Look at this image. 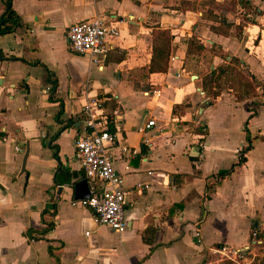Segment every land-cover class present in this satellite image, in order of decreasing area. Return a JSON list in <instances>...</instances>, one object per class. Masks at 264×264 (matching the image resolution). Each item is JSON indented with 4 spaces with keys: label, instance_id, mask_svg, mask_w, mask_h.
Wrapping results in <instances>:
<instances>
[{
    "label": "crops",
    "instance_id": "obj_1",
    "mask_svg": "<svg viewBox=\"0 0 264 264\" xmlns=\"http://www.w3.org/2000/svg\"><path fill=\"white\" fill-rule=\"evenodd\" d=\"M10 1L23 27L0 36V264H55L52 248L60 264H217L218 247L264 234V0ZM6 11L0 0V20ZM98 16L119 31L102 70L67 39ZM155 28L174 38L167 73L149 76ZM192 41L204 47L195 58ZM240 75L257 84L253 100H237ZM95 97L119 112L110 154L128 194L123 235L75 200L89 182L76 141Z\"/></svg>",
    "mask_w": 264,
    "mask_h": 264
},
{
    "label": "built area",
    "instance_id": "obj_2",
    "mask_svg": "<svg viewBox=\"0 0 264 264\" xmlns=\"http://www.w3.org/2000/svg\"><path fill=\"white\" fill-rule=\"evenodd\" d=\"M119 31L113 21L104 17H95L92 21L74 24L67 32L72 52L81 57H90L92 65L103 69L108 51L109 39H119ZM83 125L81 137L77 139L78 160L88 179L91 191L90 199L78 202L84 209L89 210L96 217L97 223L112 232L123 235L127 231L125 183L113 166L110 150L115 146V134L109 131L115 127L119 112L108 113L102 100L98 97L89 99L83 107ZM155 128V122H147L138 129L146 135ZM151 147L145 138L142 140ZM93 185V186H92ZM141 191L142 186L138 188ZM264 244L258 239L255 231L251 232L248 246L244 249H229L221 247L215 249L214 254L229 264H252L258 255L257 249L262 250Z\"/></svg>",
    "mask_w": 264,
    "mask_h": 264
},
{
    "label": "trees",
    "instance_id": "obj_3",
    "mask_svg": "<svg viewBox=\"0 0 264 264\" xmlns=\"http://www.w3.org/2000/svg\"><path fill=\"white\" fill-rule=\"evenodd\" d=\"M5 4L7 5V11H6L5 15L2 17V19L0 20V36H5L8 34H10V35L15 34L19 29H21L23 27V23L21 22L19 15L14 10V6L12 5V2L10 0H5ZM186 5L187 4L183 3V8L185 11L188 10ZM151 37H152V51H151L152 57H151V62H150V66L148 69L149 76L166 74L167 70H168L169 59H170V55H171V51H172V42H173L174 37H172L169 30H164V29L161 30L159 28H155L152 31ZM203 50H204L203 46H201L196 41H192L190 52H188V55L195 58ZM0 58H3L2 52H0ZM234 63H235V60H232L229 63V65L232 66V64H234ZM229 68H230V66L228 68L219 69V72H218V74H219L218 79L219 80L222 76H225L227 73H230L233 70V68H232V70H230ZM219 80H217V81H219ZM238 83H239V89H237L235 92L237 100L238 101H243V100H247V99L253 100L255 98V91L258 88L257 84L254 83L252 80H250V78L246 75H240V77L238 78ZM207 93L210 97H213V98L218 96L217 93L212 92V90H209V92H207ZM63 115H64V112H62L60 116H63ZM109 131L115 133L112 126H110ZM245 134H246V140L249 143V146L245 150L247 153V152H250V150H251V140L249 137V133L246 130V124H245ZM243 156H244V154L242 156H240V158H239V165L244 163ZM228 176H229V173L228 174H221L220 176H217V179L220 182H222V181L226 180V178H228ZM217 185H219V184H217V183L211 184L212 188L210 189L211 191H209L210 194L213 193V191H214L213 189ZM48 214H46L45 216H47ZM55 225H56L55 223H50V224L46 225V230L44 232L40 233L39 235L42 237L49 235L50 233H52L55 230ZM254 231L258 235V239L260 241H263L264 234L260 233L257 229H255ZM34 234H37V233L34 231H29L27 234V237L30 240L34 241V240H36V237L34 236ZM41 239H43V238H41ZM220 248L221 247H218V249H220ZM263 248H264V246H263ZM61 249H62V247H61ZM57 251L58 250H55L54 248H52L51 249V255L54 258H56L55 264H60L59 259L56 255ZM201 264H207V258L205 260H203ZM252 264H264V258L257 257L254 261H252Z\"/></svg>",
    "mask_w": 264,
    "mask_h": 264
},
{
    "label": "water",
    "instance_id": "obj_4",
    "mask_svg": "<svg viewBox=\"0 0 264 264\" xmlns=\"http://www.w3.org/2000/svg\"><path fill=\"white\" fill-rule=\"evenodd\" d=\"M76 120V119H75ZM78 125V124H77ZM64 130L66 128H63ZM51 148H53V144L51 146ZM28 155H30V149L27 152V155L24 158V162H23V170L22 173L24 174L26 171V162L28 159ZM58 156V154L55 156V158ZM58 161V160H57ZM62 189V188H61ZM90 191H91V187L89 182H83L81 184H78L76 186V190H75V200L78 202H82V201H87L90 199ZM62 192V190H60L59 194Z\"/></svg>",
    "mask_w": 264,
    "mask_h": 264
},
{
    "label": "rangeland",
    "instance_id": "obj_5",
    "mask_svg": "<svg viewBox=\"0 0 264 264\" xmlns=\"http://www.w3.org/2000/svg\"><path fill=\"white\" fill-rule=\"evenodd\" d=\"M238 153H240V151H238ZM210 261L213 262V263L217 262V264H228L226 262H221V260L218 257H215V256L213 258H211Z\"/></svg>",
    "mask_w": 264,
    "mask_h": 264
}]
</instances>
